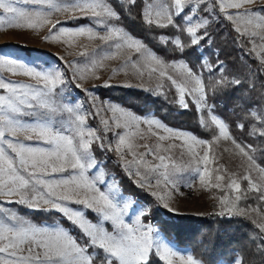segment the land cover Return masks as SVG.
<instances>
[{"label":"snow or ice","instance_id":"obj_1","mask_svg":"<svg viewBox=\"0 0 264 264\" xmlns=\"http://www.w3.org/2000/svg\"><path fill=\"white\" fill-rule=\"evenodd\" d=\"M255 2L124 0L129 11L140 9L139 18L148 29L171 27L180 34L186 33L187 43L181 35L170 41L160 37L161 42L174 45L180 57L169 62L117 23L121 20L120 13L109 0H0V32L11 29L38 32L51 25L42 38L52 44L68 43L80 37L100 41L91 53L86 50L79 53L83 61H64L60 67L30 64L0 54V264H204L202 259L178 251L163 236L162 226L154 221L160 210L176 212L170 203L171 194L181 186L192 187L197 180L201 186L209 185L210 165L216 163L217 173L227 172L224 165L217 163L219 158L212 151L213 144L221 140L230 141L238 150L236 154L241 157L244 174L228 173L226 184L225 175H215L216 189L223 187L235 194L234 198L228 194L219 197L220 210L216 215L251 218L249 212L256 210L251 206L241 208L239 201L246 199L247 193H256L264 201V166L257 162L258 149L236 140L229 124L216 114L212 102L219 92L232 85L239 88L243 81L221 75L206 85L202 73L183 57L190 46L195 50L208 38L207 31L200 33V30L206 29L209 19L197 15L203 5V11L213 17L218 9L238 36L248 39L252 45L250 52L256 53L264 70V55H261L264 6L259 10L245 7ZM22 4L33 7L19 6ZM59 14H68L69 20L54 22L53 17ZM81 20L88 23H70ZM125 49L133 50L137 58L128 56L123 66L113 72L128 66L141 77V66L150 67L149 75L158 71L160 82L155 88L145 90L161 95L166 78L169 87L177 93L173 103L183 110L194 109L201 127L211 131V139L168 127L154 114L142 117L111 102H100L95 89L111 87L108 81L85 87V82L100 79L97 69L105 66V60L116 58ZM57 60L62 61L63 57ZM206 67L213 71L211 65ZM216 70L225 72L222 62H218ZM5 73L24 76L35 83L13 80ZM249 90H256L254 83H249ZM78 93L88 97L91 110L80 102ZM261 99L264 100V93ZM105 111L111 113L109 118L102 115ZM248 115L249 135L264 139V104L255 109L250 104ZM97 117L100 127L94 128L89 125V119ZM141 124L158 141L182 140L187 161L177 163L172 155L160 154L159 143L143 145L145 152L134 151L133 138L140 134ZM236 127L243 130L245 125L238 123ZM94 146L103 153L115 152L126 175L154 198L155 208L124 196L115 176L104 178L106 161L97 160ZM174 146L169 144L163 151L167 153ZM199 148L203 149L202 154ZM259 152L264 154V148ZM149 155L157 162L147 160ZM253 173L257 175L254 177ZM241 180L247 181L246 189H242ZM11 204L57 218L53 223L37 224L5 206ZM252 222L264 234V221L253 219ZM261 252L264 253V247ZM232 264H245V260L237 255Z\"/></svg>","mask_w":264,"mask_h":264},{"label":"trees","instance_id":"obj_2","mask_svg":"<svg viewBox=\"0 0 264 264\" xmlns=\"http://www.w3.org/2000/svg\"><path fill=\"white\" fill-rule=\"evenodd\" d=\"M109 2L120 13L121 20L118 23L141 39L158 56L165 60L180 58L174 51V45L170 42L167 44L161 42L160 37L165 36L170 41L176 35H181V39L187 43L186 33L180 34L171 27L148 29L139 18V8H132L129 11L124 0H109ZM218 12L217 19L211 18L206 29L200 30V33L206 30L208 38L195 50L190 46L183 59L202 73L206 85L221 75H227L230 79L237 77L243 81L239 88L232 85L219 92L212 102L215 103L216 114L229 124L232 135L238 139L246 138L258 148L264 139L249 135L251 127L248 109L250 104L254 109L264 104V100L261 99V93H264V70L259 59L250 52L251 44L248 39L238 36L231 22ZM84 22L75 21L73 24ZM27 49L30 50V47ZM205 57L208 61L204 59ZM218 62L223 63L224 73L216 70ZM206 65H211L213 71L209 72ZM249 83L255 84V91L249 90ZM102 96L137 114L149 116L154 114V117L171 127L188 130L204 139L212 138L211 131L199 124L194 109L190 107L189 110H183L173 103L176 95L174 89L169 86H165L161 95L146 91L144 88L112 86L105 88ZM238 123L244 124L245 128L243 130L237 128ZM94 152L98 160L108 158L103 165L105 171L110 175L115 173L123 192L133 194L142 203L147 202L155 208L154 198L147 191L136 186L122 170L119 162L114 161L116 157L111 152H100L95 146ZM261 156V161L264 162V154ZM19 210L39 224L45 221L53 223L57 218L53 214L29 212L23 207H19ZM89 216L95 220L94 216L91 214ZM154 223L162 226L165 237L173 240L181 248H188L190 254L202 259L204 264H231L237 255L244 258L245 264H264V253L261 252V248L264 247V234L259 232L251 220L244 217H221L216 215V212L195 215L160 210L155 214ZM73 232L78 234L75 229Z\"/></svg>","mask_w":264,"mask_h":264},{"label":"rangeland","instance_id":"obj_3","mask_svg":"<svg viewBox=\"0 0 264 264\" xmlns=\"http://www.w3.org/2000/svg\"><path fill=\"white\" fill-rule=\"evenodd\" d=\"M110 3V2H109ZM111 4V3H110ZM112 5V4H111ZM21 7L26 8H32L33 5H19ZM113 6V5H112ZM261 6H264V0H256V2L252 5H245L246 8H250L253 10H259ZM203 5H201L200 9L197 12L198 16L201 17H207L210 21L211 18L217 19V15L215 17L208 15L203 11ZM114 8V7H113ZM115 9V8H114ZM116 10V9H115ZM117 11V10H116ZM228 11H236V10H228ZM185 12L187 13V7L185 9ZM218 12V11H217ZM219 13V12H218ZM61 20V21H68L69 15L68 14H59L53 17V21L55 20ZM219 20V19H218ZM181 20H179V23ZM74 23V22H70ZM88 21H85L82 24H86ZM118 23V22H117ZM121 25V24H120ZM51 25L46 26L45 28L39 30L38 32L32 31V30H24V29H11L6 30L4 32H0V54L8 55L10 57L19 58L22 61L28 62L30 64H40L44 66L48 65H55L57 67H60L63 65L64 61L72 62V61H83L84 57L80 56L79 53L82 51H87L88 53H91L94 49L97 48V45L100 44V41H88L86 38H75L71 42L68 43H59V44H52L50 42H46L42 37L47 34L48 28H50ZM259 44L260 41H257ZM30 47V50L27 49ZM252 47V45H251ZM149 48V47H148ZM150 49V48H149ZM257 51L259 52V47L257 48ZM256 58L257 55L254 53ZM261 55H264V53H261ZM128 56H131L133 60L137 58V55L133 50L125 49L123 50L116 58L111 60H105L104 61V67L97 69L98 74L100 76L99 80H89L85 82V87L91 88L93 84L96 85H103L105 81H108L112 86H130V87H138V88H155L157 83L160 82L159 73L158 71L155 73H150V67L148 66H141V71L143 72V76H139L136 73L135 69H132L130 66L125 68L123 71H116L113 72V69H120L123 66V62L128 58ZM57 57H63L62 61H58ZM160 57V56H159ZM162 58V57H161ZM164 59V58H162ZM206 61L208 59L205 57ZM259 59V58H258ZM165 60V59H164ZM165 61H172V60H165ZM170 74H174L169 69ZM6 76H9V78L13 80H19L27 83H35L34 81L29 80V78L24 76H18V75H11L5 73ZM70 75V73H69ZM164 88L165 86H169L170 82L164 78ZM143 85V87H141ZM111 86V87H112ZM108 87H97L95 89V95H97L100 102H111L113 104L119 105L132 113L139 115V116H149V115H140L135 112H133L131 109L122 106L121 104L114 102L110 100L108 97H103L102 94L104 92V89ZM162 89V91L164 90ZM174 89V88H173ZM175 91V89H174ZM73 95H77V92H73ZM80 97V102L84 104L86 108L91 110V105L88 103V97L84 95L83 93H78ZM175 95L177 98V93L175 91ZM105 118H109L111 116L110 112L105 111L102 113ZM156 119L160 120L162 123H164L161 119L155 117ZM222 118V117H221ZM167 125L166 123H164ZM89 125L98 128L100 127L99 124V117H97L95 120L89 119ZM168 127H171L167 125ZM141 132L139 135L135 136L133 138V143L135 145L134 151L141 153L145 152L146 149L143 147V145L148 146H154L155 144L159 143L162 146V150L160 154L165 155H172L173 159L176 160L177 163H184L187 161L188 156L186 155V146L181 147L182 140L180 139H168L165 141H158V138L156 136H153L149 131L146 125L141 124L140 126ZM177 130H183L190 132L188 130L174 128ZM118 131H123V129H120ZM154 131H158L154 129ZM192 133V132H190ZM160 134H164L163 132H160ZM194 134V133H193ZM109 139H112V134L109 133ZM198 137V136H197ZM201 138V137H198ZM204 139V138H202ZM238 142H243L250 144V141L245 139H238L236 138ZM169 144L175 145L172 147L169 152H164L163 149L167 148ZM256 147L255 145H253ZM264 148V140L261 141V146H258V152H257V162L264 166V162L262 160V153L259 152V149ZM201 154L203 153V149H198ZM127 151V149H125ZM184 151L185 155L181 156V152ZM212 151L216 154V156L219 158L217 163L222 164L227 169V172L221 170L219 173L215 171L216 163H213L210 165V171L212 173L211 176V183L207 186H201L198 182V180L193 184L192 187H186L181 186L179 188L178 192H173L172 199L170 201L171 206L176 209V213H183V214H195V215H202V214H209L212 212H218L219 209V197L225 194H228L230 198H234V193L229 192L226 188L222 189H216L213 185L215 184V175L221 174L225 175V181L224 183H227L228 180V173L235 172L238 175L242 176L244 174V168L241 167V157L237 155V151L234 148V145L231 144L230 141H224L221 140L216 144H213ZM96 155V152H94ZM115 157V152H111ZM259 153H260V160H259ZM96 158L98 160V156L96 155ZM103 160L98 161H106L108 158L104 157ZM127 159H132V157L129 155L127 156ZM147 160L152 161L153 163H156L157 161L153 160L152 156H147ZM113 160V159H112ZM117 163L119 162L116 158L115 160ZM120 164V163H119ZM121 166V165H120ZM122 168V167H121ZM103 173L104 178L107 180L111 176H115V173L108 174L105 171V168L103 166ZM257 174L253 173V176L255 177ZM116 178V176H115ZM133 180L132 178H130ZM118 181V179L116 178ZM119 187L123 193L124 196L128 197L130 200H138L133 194L125 193L123 192L122 187L119 184ZM241 187L242 189L247 188V181L241 180ZM182 193V194H181ZM162 195L165 193H161ZM247 198H242L241 201H239V206L241 208H247L248 206H251L256 211H250L249 215L251 218H247L245 216L240 215H233V216H239L244 217L246 219H249L253 221V219L257 220L258 222L264 221V201H260L257 198L256 193H247ZM139 201V200H138ZM141 202V201H140ZM142 203V202H141ZM7 207H11L15 209L18 214L24 215L26 218L30 219L32 222H34L28 215L22 213L19 210V205L11 204V205H5ZM73 207H80L78 205H73ZM91 218V217H90ZM36 223V222H34ZM42 223H47L42 222ZM40 223V224H42ZM39 224V223H37ZM164 236V235H163ZM165 237V236H164ZM167 238V237H166ZM167 241L171 242L173 246L180 251L183 254L190 253V250L188 248H181L179 247L173 240L168 239ZM232 264V263H231Z\"/></svg>","mask_w":264,"mask_h":264}]
</instances>
